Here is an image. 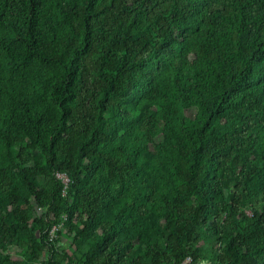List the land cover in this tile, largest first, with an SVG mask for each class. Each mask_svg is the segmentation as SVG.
Returning <instances> with one entry per match:
<instances>
[{
  "label": "trees",
  "instance_id": "1",
  "mask_svg": "<svg viewBox=\"0 0 264 264\" xmlns=\"http://www.w3.org/2000/svg\"><path fill=\"white\" fill-rule=\"evenodd\" d=\"M63 217L81 264H264V0H0V264Z\"/></svg>",
  "mask_w": 264,
  "mask_h": 264
},
{
  "label": "rangeland",
  "instance_id": "2",
  "mask_svg": "<svg viewBox=\"0 0 264 264\" xmlns=\"http://www.w3.org/2000/svg\"><path fill=\"white\" fill-rule=\"evenodd\" d=\"M194 108L190 107L185 112L191 116L194 113ZM228 122L234 120L232 114L226 116ZM237 172V171H236ZM47 186V184L42 183ZM229 190H233V183H229ZM243 211L247 216H251L253 210H258L262 206V202L259 196L244 195L242 199ZM64 217L58 220L55 224L60 225L57 231H55L54 237L51 242H55L56 253L58 254V260L60 264H66V258H70L71 264H81L82 253L86 250L89 241L87 238H80L78 241H73V236L68 233L66 227L63 225ZM239 222V220L237 221ZM233 223V222H232ZM29 238H23L22 243L12 241L11 246L2 253V258H6L12 262L18 264H35L38 261H45L48 256V252L45 249L38 250V259H35L36 242L33 240L36 228L33 223L30 222L27 226ZM200 249L198 260L196 264H215V252L216 238L213 237L205 227L199 231V241L197 244ZM79 262V263H78ZM191 262V260H190ZM190 264V263H189Z\"/></svg>",
  "mask_w": 264,
  "mask_h": 264
},
{
  "label": "built area",
  "instance_id": "3",
  "mask_svg": "<svg viewBox=\"0 0 264 264\" xmlns=\"http://www.w3.org/2000/svg\"><path fill=\"white\" fill-rule=\"evenodd\" d=\"M55 175H56V178H57V179L61 182V184H62V194H65L66 187H67V185H68V183H69V178H68V176L66 175V173H60V172H57ZM59 227H60V225H58V224H53V225L49 228L47 234H48V239H49L50 242L52 241V239H53V237H54L55 231H57ZM190 260H191V259H190L189 257H187V258H186L181 264H189V263H190Z\"/></svg>",
  "mask_w": 264,
  "mask_h": 264
}]
</instances>
